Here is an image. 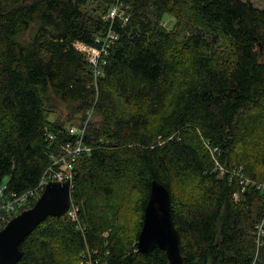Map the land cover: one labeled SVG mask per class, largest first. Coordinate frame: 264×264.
Returning a JSON list of instances; mask_svg holds the SVG:
<instances>
[{"label": "trees", "instance_id": "16d2710c", "mask_svg": "<svg viewBox=\"0 0 264 264\" xmlns=\"http://www.w3.org/2000/svg\"><path fill=\"white\" fill-rule=\"evenodd\" d=\"M91 1L0 0V183L7 178V190L19 194L34 188L60 154L47 130L57 141L71 139L64 122L48 117L50 91L72 113L95 106L98 116L85 136L90 152L74 161L78 221L48 216L22 240L15 264H72L88 253L96 264H170L161 248L142 254L137 246L153 180L171 193L183 264H264L254 234L264 220V191L239 177L243 167L264 182V153L240 149L264 121V8L250 0H124L129 20L115 22L119 38L96 78L73 46L94 44L106 30L101 13L84 8ZM101 1L104 13L112 0ZM168 15L172 29L162 24ZM178 46L193 54L186 76L171 59ZM127 175L141 189L129 242L105 219ZM183 177L193 185L175 199Z\"/></svg>", "mask_w": 264, "mask_h": 264}, {"label": "built area", "instance_id": "2783aa9c", "mask_svg": "<svg viewBox=\"0 0 264 264\" xmlns=\"http://www.w3.org/2000/svg\"><path fill=\"white\" fill-rule=\"evenodd\" d=\"M101 18L107 23V27L102 34L95 37L94 44L80 40H76L73 43V46L87 57L96 78L102 73V68L107 62V55L111 45L119 38V34L114 26L115 22L117 21L121 25H124L129 20L124 0H112ZM94 114L95 106L88 109L79 119L65 126L66 132L71 136V139L66 142L57 141V135L53 131L47 130L46 139L54 141L57 144L60 154L58 156L53 155L54 163L45 171L37 186L19 194V192L13 190L8 191L6 183L0 184V225L5 222L7 223L13 216L20 213L21 209L28 205L32 199H37L49 181L70 180L71 190L73 189L74 161L85 151L90 152L91 150L85 144V136L90 123L93 121ZM216 164L222 174L226 172V168L220 164V161H217ZM239 171L242 184L257 185L259 189L264 191V182H257L248 178L243 172V167ZM236 173L238 174V169H236ZM234 197V199L238 200V192L234 194ZM78 210V205L75 202L73 203L71 199L67 214L73 221H78ZM254 234L257 244H264V220H260L257 223Z\"/></svg>", "mask_w": 264, "mask_h": 264}, {"label": "water", "instance_id": "95a60500", "mask_svg": "<svg viewBox=\"0 0 264 264\" xmlns=\"http://www.w3.org/2000/svg\"><path fill=\"white\" fill-rule=\"evenodd\" d=\"M71 182L49 181L34 206L20 211L0 229V264L17 263L23 252L20 243L48 216L66 214L71 204ZM137 246L143 253L155 247L164 250L170 264H183L180 237L175 227L171 193L163 183L153 180L149 198L144 210Z\"/></svg>", "mask_w": 264, "mask_h": 264}, {"label": "rangeland", "instance_id": "374dc122", "mask_svg": "<svg viewBox=\"0 0 264 264\" xmlns=\"http://www.w3.org/2000/svg\"><path fill=\"white\" fill-rule=\"evenodd\" d=\"M246 1V0H244ZM256 7L264 8V0H250ZM102 2L101 0H93L89 2L84 8L94 9V13L103 14L102 9L98 7V4ZM162 24L164 28L172 29L174 28L175 20L171 16L164 17ZM35 31V25L32 27L22 36L23 41L28 43L30 41L31 34ZM171 59L178 65L182 76H186L191 70V62L193 54L188 51L183 46H178L171 51ZM224 55L227 58H231V52L226 51ZM177 85V81L173 84V88ZM50 96L48 99V106H49V119L55 120L59 118L62 122L65 123L67 126L69 123L77 120L80 118L79 114L72 113L73 105L62 101L59 97L56 96L52 91H50ZM171 99V95L165 100L164 107H167ZM97 113L95 112L93 120L97 119ZM259 127V128H258ZM256 132L250 137L248 140L245 141V144L240 146V149H248L251 152L257 154L264 153V121H260L256 124ZM207 145V143H205ZM7 178L3 180L2 183H6ZM193 181L189 177H183L179 179L174 185V194L175 199L181 200L184 192H186L191 186L193 185ZM0 183V184H2ZM141 195V189L137 186L136 180L133 179L131 176H126L123 178L119 185L118 190L112 198H109V202L111 203L113 209L106 216L107 221H111L113 226L116 227L118 234L125 239V241L129 242L133 240L135 231L137 230V223L139 221V213L137 208V201L139 196ZM7 224V223H6ZM102 235L107 237L109 235V231H111V227L105 226L103 227ZM256 254H260L261 248L256 246ZM91 253H88L86 257L83 256L81 260L74 257L72 260V264H96L93 262ZM66 258V257H65ZM72 258V256H71ZM71 264V263H69Z\"/></svg>", "mask_w": 264, "mask_h": 264}]
</instances>
